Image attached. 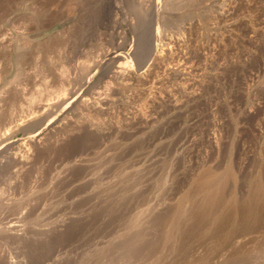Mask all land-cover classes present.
Masks as SVG:
<instances>
[{
  "label": "rangeland",
  "instance_id": "rangeland-1",
  "mask_svg": "<svg viewBox=\"0 0 264 264\" xmlns=\"http://www.w3.org/2000/svg\"><path fill=\"white\" fill-rule=\"evenodd\" d=\"M132 2L123 5L127 22L136 24ZM232 2L222 15L227 0L169 1L166 19L145 32L187 40V60L199 67L202 83L196 97L178 92L177 107L147 98L145 88L161 77L153 71L148 81L117 92L125 107L92 112L84 120L93 128L83 123L73 134L78 100L112 85L111 71L105 76L96 66L112 42L77 49L87 14L104 25L102 2L0 0V108L13 99L5 93L8 82L36 70L45 78L34 86L24 80L27 110L13 109L18 122L0 142V264H150L151 254L165 251L168 262L161 264H264V0ZM130 27L120 29L122 68H133V50L140 48ZM21 33L25 54L18 49ZM81 66L91 69L90 79H81ZM56 72L63 81L53 79ZM77 84L80 97L70 93ZM166 85L179 88L175 77ZM61 99L68 105L56 112L36 110ZM137 111L147 119L126 118ZM19 148L32 154L23 169L7 159ZM11 217H20L21 235L5 229Z\"/></svg>",
  "mask_w": 264,
  "mask_h": 264
},
{
  "label": "bare ground",
  "instance_id": "bare-ground-1",
  "mask_svg": "<svg viewBox=\"0 0 264 264\" xmlns=\"http://www.w3.org/2000/svg\"><path fill=\"white\" fill-rule=\"evenodd\" d=\"M123 1L122 0H100V2H102V7H104V8H102V10L104 11V14L102 15V17L104 19V22H103L104 25L101 24L100 25L101 27L98 28V25L96 26V25H94V23L92 24L93 21L92 22L90 21V19H91L90 16H92L91 15L92 13L87 14L86 22H84L81 25V29L83 30L84 35H82V40L80 39V43L77 45V49L78 48L81 49L80 47H82L83 49H85V51L86 50L87 51H93L95 49H100V47H101L102 43H104V41L105 42L106 41L112 42L113 45L110 44L112 47V50L110 52L107 51L108 53H106L104 55V59L102 58L103 61L101 60L102 62L99 63L98 65L96 63H94V64H96L98 71L104 72L101 74H103V75L105 74V76H107L106 73L111 71L110 73H112V75H110V76H112V83H111L112 85L110 86V89H108L109 91L106 92V94L103 93L102 95L101 94L95 95L97 97H94V95H92L93 92H91L92 93L91 97L88 95V97H82L81 99L78 100L79 104L77 106L79 108V111L74 113L75 116L73 115L74 117L72 118L73 119V134H74V132H77L76 130L79 131V129L81 128L80 126L83 123H86L85 125H87L89 128H93L92 126H94V124H92L91 122H89V123L86 122V119H89L90 114H92V112H104V113L107 112V113H109V112H112L113 110H115V108H118L119 106L125 107L126 104L124 103V101L116 97L117 92L119 90H122L123 88L128 89L129 87L130 88L133 87L135 85V82H137V81H140V80L148 81L149 75L153 71L160 73L161 77L156 76L155 78H152L151 84H150L151 86L149 85L148 87L145 88V91H146L145 96L147 98H151L152 100H156V99L165 100V99H167L174 107L178 106V102L180 100L179 97H181V96L177 95L178 92L181 95H184L185 97H187L188 99H191V98H194L197 96V88H198V87H196L197 84L202 85L200 80L197 78L199 67L196 65L190 64L187 60V55L189 53V46L187 45V42H186L187 40L185 38H179V37H174V36H161V35L157 34L156 32L149 35L150 30L148 32L149 36H145L146 30L152 25L154 20H156V19L161 20V19H164L166 16L169 15V13H170L169 10L168 9L166 10V8H163V6L167 5L169 1L172 2V0H133L132 8H131V6H129V7L137 15L138 21L136 24L135 23L129 24L127 22V18H128L127 15L128 14L124 9ZM232 3H233L232 0H227V3H226L227 7L222 8V11H221L222 15L227 14V12L229 11V8L233 7ZM125 5L127 6L126 3H125ZM168 6H170V5H168ZM171 6H172V3H171ZM129 7H127V8H129ZM172 8H174V7H172ZM98 16H101V15H98ZM88 17H89V19H88ZM95 17L97 18V14ZM102 17L99 19L101 20ZM123 26H126L127 28L132 26L134 28V30L136 31V33L139 34L140 48L136 47V49L133 50V53H132L133 54V59H132L133 60V68L131 66H130L131 68H122V66H120V67L116 66L117 59L120 57L122 52H124V50H125L124 48H125V43H126L125 42L126 36H124L122 34V33H124V31L122 33L120 32V29L123 28ZM2 30H4V29L2 28ZM2 30L0 29V33L3 32ZM23 32H25V31H23ZM22 34L23 33L17 35L18 36L17 37L18 47H19L18 49H19V52L21 54H25L24 52L29 48V45L24 43L25 36L23 37ZM15 38H16V36H15ZM9 40L7 42H9ZM64 40H66V39H64ZM158 41H162V43H163V46H161L162 48L160 47V49H158V47H159ZM4 42L5 41L3 39H0V44H4ZM66 42H68V41H66ZM144 47L147 51L145 50V52L143 53L141 48L143 49ZM81 51H83V50L81 49ZM77 52L80 53V51H77ZM93 53H91V55ZM82 54H83V52H82ZM125 54L123 53L122 55L124 56ZM84 55H86V53ZM128 55H129V53H128ZM174 58H177L179 60L176 63H172ZM24 66H26V65L24 64ZM91 67H93V65ZM23 68H25V67H23ZM81 69H82L81 73L83 75L81 77V79L83 78V81H86L90 77L91 69L88 68L87 66L86 67L81 66ZM51 71H53V70L51 69ZM36 72H37V70H36ZM36 72L33 73V74H35V76H33V77L20 74L19 76H17V78L14 79V81H11L10 83L8 82L7 83L8 86L6 88L4 87L6 94L7 93L13 94V99H12L11 95L8 94V96L11 97L10 99H12V101L5 100L4 102L6 103V105L4 104L5 106L0 108V142H4L10 138V134H9L10 126H11V123L13 122V119H16V116H13V113H14L13 109L18 108L17 109L18 111H23V109L27 110V109H25L26 107L24 106V103L27 102L26 101L27 98L25 97L26 91L21 87L22 83L25 82L24 80L27 79L26 80L27 84H28L27 81L31 80V84L34 86V85L40 83L41 80L45 79V78L41 79L40 75H39L40 76V78H39L37 76L38 73L36 75ZM26 74H27V72H26ZM53 75H54L53 79L55 81L62 80V77L59 75V73L56 72ZM43 77H45V76H43ZM170 77H175L178 81L179 88L178 87H177V89L173 88V89H175V91L173 89L169 88L168 85H166V83L169 81ZM26 83H24V84H26ZM45 84H43V85H45ZM50 86L52 87V85H50ZM82 86H85V84ZM80 87H81V85H80ZM71 90H72V92H70V93L73 96L77 95L79 92V85L78 84L75 85L74 89H71ZM1 93H2V91H1ZM5 93H4V95L7 96ZM94 93H96V92H94ZM28 94H30V93H28ZM78 96H79V94H78ZM1 97L3 98L4 96H1ZM6 98L7 97H5L3 99H6ZM65 100L64 99H61L60 101L58 100L57 103L55 102L56 103L55 105H51L53 103H50V105H42V106L36 105V106H38V107H36V110H37V108H38V111H39V109H41L40 111H43L45 114H50L52 112H56V110L58 111L59 108L66 105ZM74 101H72V102H74ZM1 104H2V102H1ZM30 107H31V105H30ZM78 108H77V110H78ZM33 110H34V107H33ZM34 111H32V112H34ZM129 114H131V115H128V116L126 115L127 119H131V120L147 119V116L144 115L143 111H137L134 113L129 112ZM23 116H25V115H23ZM33 116H35V115H33ZM13 117H15V118H13ZM34 118L35 117H33V119ZM84 118H86V119L84 120ZM14 122H15V120H14ZM17 122H18V120H17ZM68 125H69V122L67 119L65 122H62L58 126H59V129L61 130V129H66L64 127H67ZM31 141L34 144H38L42 140L39 142L37 140L33 141V139H31ZM22 145H24V144H22ZM20 147H23V146H20ZM30 152L28 150H24L22 148L21 149L19 148V151L9 152L7 154V159H9V161H12L16 166H19L20 169H23L29 164V161H30L29 153ZM30 155H32V154L30 153ZM77 161L78 160H76L75 162H77ZM3 162L4 161L2 159H0V165L3 164ZM12 173H14V172H12ZM14 174H17V173H14ZM208 178H209V176H208ZM204 180L205 181H203V182H207V178ZM202 185H203V183H202ZM208 185H210V184L208 183ZM205 187L208 188V186H205ZM212 191H213V188H212ZM208 192H209V190H208ZM21 216H22V213H21ZM18 218H20V217H11V218L7 219V221L5 222V229L10 234L21 235L24 232V225H22L20 223V219H18ZM157 252H159V251H157ZM165 254H166V251H165V253H158L155 256L153 254H151V256H153L155 258L150 261V264H152V263L153 264H158V263L161 264V263L168 262L167 256L170 254H168V255L166 254L167 256ZM146 261H147V259H146ZM9 264H14V262L11 260L9 262Z\"/></svg>",
  "mask_w": 264,
  "mask_h": 264
}]
</instances>
